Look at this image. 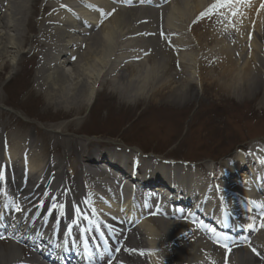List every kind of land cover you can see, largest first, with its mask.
Returning a JSON list of instances; mask_svg holds the SVG:
<instances>
[{"label": "bare ground", "instance_id": "6f19581e", "mask_svg": "<svg viewBox=\"0 0 264 264\" xmlns=\"http://www.w3.org/2000/svg\"><path fill=\"white\" fill-rule=\"evenodd\" d=\"M71 1L47 0L40 8L38 28L32 27V30L30 27L31 17L35 13V0H0V27L6 30L0 35L2 64L9 63L12 73L23 54V44L30 41L33 49L29 54L37 57L39 66L35 75L36 89L44 91L42 95L46 99L47 110L64 109V113L80 116L100 91L117 93L118 97L127 102L144 101L146 105L143 107L147 110L151 107L154 95L160 98L158 102L171 104L176 102L172 99L184 100L185 92L196 88V84L200 90L220 91L225 95L240 94L254 79L249 76L250 71L264 73V8H261L264 0H249L248 4L240 6L241 16L237 17V22L229 21L228 24L224 22L219 25L213 23L217 15L212 12L201 18V14L205 13L200 11L203 0H195L194 4H188L190 2L187 1L184 5L180 4V0H172L167 13L164 8L159 9L163 16L166 14L161 25L159 21L147 19L150 16L146 10H141V5L140 9H134V18L123 22L119 15L131 10L107 9L102 0H94L96 7L92 6L97 12L95 19L89 8L90 0H74L81 4L77 12L67 9L66 4ZM177 5H189L195 11L199 9L196 21L187 24L185 17L179 12L181 8H177ZM70 7L72 8L71 5ZM145 9L150 10L152 15L158 12L152 8ZM228 11L230 10L226 8L221 14ZM110 12L114 15L106 25H101V19ZM108 25L111 26L107 31ZM29 32L38 33L39 36L30 37ZM142 32L149 35V40H142ZM164 32L172 40L161 38ZM93 37L99 43L96 47L92 46ZM152 50L163 53L164 58L146 67L152 60L148 56L152 54ZM82 51L84 54H81ZM240 60L242 61L239 63ZM176 62L182 68L181 74L176 73L169 77L170 67L177 64ZM254 62L257 66L252 67ZM143 65L145 68H142ZM195 76L196 84L192 79ZM4 117L5 114L1 113L0 185H5V189L0 186V236L4 237L0 239V243H4L5 247H0V264H44V261L48 264H146L147 259L148 264H222L219 261L225 258V249L221 247L224 244L231 247L226 264L230 259L231 264L264 263L247 251V248L251 251L256 249L259 253L263 251L259 259L264 261V228L260 227L261 218L251 228L248 226L252 223L244 224L246 230L241 221H234L236 229L230 221L227 225L217 224L222 234H229L223 236L222 240L218 234L215 241L220 243V248L213 244L211 246L204 234L188 235L192 230L191 226L179 223L181 217H176L168 210L158 213L162 219L145 217L138 227H134V220L139 214L153 212L144 202L148 200L146 188L150 189L152 186L155 188L151 189L153 191L166 189L168 193L174 194L173 190L166 188L163 181L171 182L169 177L160 174L161 172L173 174V178L176 177L175 185L181 186L184 193L185 188L190 190L193 184L195 190L206 187L207 180L201 176L202 169L199 166L193 167L194 171L184 169L178 174V169L173 166L156 160L152 162L146 158L138 159L128 154L129 162L131 159L137 160L133 164L129 163L132 167L126 169V173H121L124 177L121 178L120 186L114 185L113 181H110V186L102 183L106 189H112L113 192H109L100 186L99 180H110L111 175L93 172L98 162L89 157L88 151L94 150V143H81L74 138L82 124L80 118L59 125L56 129L38 127L33 131H25L30 124L27 126L21 123L23 121L12 118L3 121ZM48 118V123L54 120L52 117ZM253 145L255 147L251 154L245 156L243 152L236 153L230 163L227 161L213 168V183L218 184L216 179L221 180L219 183L224 182V177H227L228 186L218 184L216 187L223 191L225 210L233 216H245L250 210L258 214L264 212V209L257 207L264 204V197L257 202L252 192L255 189L264 192V152L257 147H263L264 141ZM3 160L8 164L6 168L4 165L2 167ZM243 164H249L252 178L247 179L245 173H241L243 181L240 183L241 179H237L234 172L242 171ZM22 166L27 170L23 174L20 171ZM114 169L119 171L121 167L117 164ZM66 170L72 171L79 178L73 181L69 176L65 179ZM26 173L28 174L24 176ZM136 174L142 179L138 180ZM6 177L16 179L8 184ZM18 179L28 182L27 187L16 184ZM63 179L67 182L68 193L74 196L72 202L68 201L72 196L64 201L60 190L54 194L52 192L60 187ZM81 183L85 185L86 197L84 189L79 188L78 191L86 198L91 210L87 209V204L84 208L76 200L78 192L71 189H77ZM137 184L141 186L137 192L143 193L144 201L137 204L133 202L137 199L132 196L123 200L129 194V187L135 192ZM113 193L117 195L116 198ZM138 193L137 197H141ZM204 202L211 203V200L206 197ZM237 202L245 204L243 211L235 204ZM17 205L20 211H16ZM128 206H131V210L125 211ZM200 206L199 204L197 207ZM198 208L194 210L195 214H198ZM5 212L12 214L11 219H4ZM122 212L128 214L129 218L133 217L128 220L131 223L125 221V217L122 223L111 222L109 215ZM91 213L108 217L102 229L109 230L110 235L105 234L103 240L108 245L115 240L118 245L115 252L109 248V254L103 258L90 257L94 253L93 248H104L102 244L93 245L96 241L94 231L98 220H94ZM164 217L166 220H163ZM203 218L210 220L206 213ZM219 218L224 219L222 216ZM89 220L92 221L84 224ZM72 222L78 223L79 230L74 231ZM44 228L47 229L43 233ZM250 233L255 234L252 244L247 238ZM126 235L127 242L133 243L131 248L124 244ZM18 242L27 244L33 252L29 254L24 248L22 253Z\"/></svg>", "mask_w": 264, "mask_h": 264}, {"label": "rangeland", "instance_id": "374dc122", "mask_svg": "<svg viewBox=\"0 0 264 264\" xmlns=\"http://www.w3.org/2000/svg\"><path fill=\"white\" fill-rule=\"evenodd\" d=\"M46 1L35 0V13L31 17L30 27L32 30L35 27L38 28L40 8ZM171 1L161 6L165 9V13L170 10ZM187 1L190 2L188 4L196 2L195 0H180V4L184 5ZM215 2L216 0H208L206 3V0H203L200 11L206 12ZM107 6H109L108 3ZM125 6L124 10L131 11H125L119 15L123 22L132 19L131 17L136 15L134 9L139 8L132 4ZM176 7L181 8L179 12L182 17H185L187 24L188 22L194 23L200 12L199 9L195 11L189 5L181 7L177 5ZM141 8L142 11L146 10L147 15L150 16L147 19L159 21V25L163 23L166 14L163 16L155 10L158 12L152 15L150 10L145 7ZM225 10L226 8L212 11L218 16H215L217 19L213 21L215 25L224 22L228 24L229 21L230 23L237 22V17L241 16L239 12L237 16L232 17L228 11L224 13L229 17L227 19L221 14ZM144 12H142L143 15ZM113 15L114 13L102 18L101 25H106ZM110 26L108 25L107 31L110 30ZM5 32L6 30L0 27V35ZM32 33L29 32L28 36H39L38 33ZM166 33L164 32L165 36L162 35L161 38L172 40ZM141 37L142 40L150 38L147 33L143 34V32ZM97 43L98 41L93 37L92 46H98L99 43ZM23 46V54L19 57L12 73L9 63L5 61L6 64L3 65L0 59V114H5L3 121L12 118L23 121L21 123L27 126L30 124L25 131H33L38 127L47 130L56 129L59 125L62 126L80 118L79 121L82 124L78 127L74 138L79 139L81 143H94V149L99 145H107L106 147L115 145L118 148L125 146L135 150H148L151 154L162 155L161 157L168 155L176 160L193 161L194 165L203 168V171L208 169V165L217 166V162H223L221 160L225 156H232L237 149L242 148L248 152V147L252 143L264 141V73L262 72L250 71L249 76L254 79L248 84L246 90L240 94H234L235 96L225 95L220 91L200 90L195 76L192 79L197 86L191 91L187 88L184 100L182 98L172 99L176 102L168 103V105L158 102L160 98L154 95L151 107L147 110H144L143 106L146 105L144 101L127 102L118 97L117 93L109 94L100 91L83 113L76 116L74 113H64V109L47 110L46 99L42 95L44 91L36 89L35 75L39 69L38 59L29 54L33 49L29 40ZM82 53L84 54V51ZM148 56H151L152 60L146 64V67L164 58V54L159 51L157 53V50H152V54ZM255 62L251 65L252 67L257 66ZM176 63L170 67L169 77L182 71L179 63ZM142 68H145V65ZM48 117L54 120L48 123L50 121ZM0 247H5L4 243H0ZM22 253H24L23 250Z\"/></svg>", "mask_w": 264, "mask_h": 264}, {"label": "snow or ice", "instance_id": "6c2138e0", "mask_svg": "<svg viewBox=\"0 0 264 264\" xmlns=\"http://www.w3.org/2000/svg\"><path fill=\"white\" fill-rule=\"evenodd\" d=\"M249 0H216L215 3H213L212 5L209 6V8L206 10L205 13L201 14V18H203L204 15H207L209 12L215 11V10H219V9H229V15L232 17H235L239 14V8L242 5L248 4ZM261 8H264V4H261ZM257 207L264 209V204H259L257 205ZM16 211H20L19 205L16 206ZM158 213H154L153 215H157ZM261 224L260 227L264 228V212L261 213ZM249 228L252 227V225L248 226ZM4 237L0 236V239H2ZM221 247H223L225 249V253H230L231 252V248L227 245H221ZM141 255H144V253H140ZM151 254V253H149Z\"/></svg>", "mask_w": 264, "mask_h": 264}]
</instances>
